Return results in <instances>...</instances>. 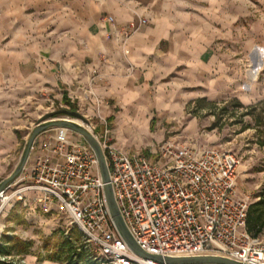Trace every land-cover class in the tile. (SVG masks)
<instances>
[{"label": "crops", "instance_id": "obj_1", "mask_svg": "<svg viewBox=\"0 0 264 264\" xmlns=\"http://www.w3.org/2000/svg\"><path fill=\"white\" fill-rule=\"evenodd\" d=\"M250 16L242 0H0V184L13 174L19 146L32 133L20 137L26 125L1 116L23 92L32 108L41 105L39 98L61 105L65 94L83 103L81 89L90 88L107 104L113 143L131 152L148 145L154 159L162 144L154 141L165 139L154 132L155 123L170 124L172 113L221 99L245 106L263 101L264 85L257 82L263 56L252 59L250 73L240 59L219 51L218 41L235 42ZM139 18L149 23L124 41L122 29ZM95 71L106 81L93 83ZM58 132L52 128L36 139L23 174Z\"/></svg>", "mask_w": 264, "mask_h": 264}, {"label": "built area", "instance_id": "obj_2", "mask_svg": "<svg viewBox=\"0 0 264 264\" xmlns=\"http://www.w3.org/2000/svg\"><path fill=\"white\" fill-rule=\"evenodd\" d=\"M148 23L139 18L126 25L124 41ZM94 74L93 83L106 81ZM81 91L84 102L94 98L98 106L102 104L90 88ZM57 130L22 181L0 191V215L14 200L28 207L27 195L33 194L29 207L34 204L47 214L66 213L101 264H168L166 259L204 257L264 264V240L247 228L252 199L238 192L237 155L170 140L159 147L154 159L116 146L107 124L98 135L88 130L104 152L108 185L129 234L145 253L161 257V263L139 257L122 238L108 207L107 184L93 147L79 134L81 140H74L68 129ZM0 259L26 263L22 257Z\"/></svg>", "mask_w": 264, "mask_h": 264}, {"label": "rangeland", "instance_id": "obj_3", "mask_svg": "<svg viewBox=\"0 0 264 264\" xmlns=\"http://www.w3.org/2000/svg\"><path fill=\"white\" fill-rule=\"evenodd\" d=\"M242 9L251 13V22L246 21L242 24L241 30L235 33V42L233 40L218 41L219 51L230 58L240 59L243 71L248 68L247 70L251 73L254 68L252 59L256 55L259 58L263 56L264 59V0H242ZM257 82L264 85V71L257 77ZM69 99L76 109L63 103L52 105V102H45L42 98H39L41 105L29 108V102H25L26 96L23 92V96L12 101L13 108H19L23 103V110L16 113L11 112L10 108L12 107L9 108L8 103L3 108L1 116L3 119L10 117L16 120V123L18 121L19 126L26 125L20 127V137L29 132L33 133L34 129L48 114L62 110L80 113L90 122V125L63 114H56L53 119L72 120L87 130L93 129L97 135L104 131L106 124L112 131L113 125H110L105 114L106 103L102 102L98 106L89 102L79 103L75 98ZM234 101L237 100L221 99L212 105L208 103L195 104L187 107L184 112L172 113L173 115L169 117L172 118L171 121L173 122L170 124H165L163 127L155 123L154 132L162 133L165 135V139L161 142L154 141V146L174 140L178 144L193 145L199 148H218L237 155L240 160L238 192L241 195L250 196L252 205H255L264 200V115L260 126H257L256 117L262 108L260 107L254 114L250 115V110L237 107ZM225 107L226 111L224 112ZM29 113L31 114L30 117ZM158 117V119H162L167 115L158 114ZM21 120H25L26 124L22 123ZM29 123L33 124L30 128L32 131H29ZM115 141L113 142L115 143ZM27 142L25 145L19 146L16 167L12 168L11 174L19 165ZM121 148L127 150L124 147ZM148 148V145L142 144L138 149L147 155L149 153ZM24 177L25 174L22 172L15 181L20 183ZM28 211L29 214H27ZM66 232L68 235H65ZM5 238H14L29 243V258L20 256L25 259V264H44L46 262L61 264L50 261L49 257L60 251L62 241L67 238L73 241L77 248L84 245L88 258L96 254L94 247L86 243L78 230L71 224L66 213L55 210L51 214H47L34 204L28 208L24 203L15 200L6 206L0 215V241ZM260 238L264 240V232Z\"/></svg>", "mask_w": 264, "mask_h": 264}, {"label": "water", "instance_id": "obj_4", "mask_svg": "<svg viewBox=\"0 0 264 264\" xmlns=\"http://www.w3.org/2000/svg\"><path fill=\"white\" fill-rule=\"evenodd\" d=\"M56 114L69 115L81 120L86 125H90V122L83 115L77 112L62 110L57 113H51L45 116L31 134L30 139L27 142V147L25 149L24 155L22 156V159L19 165L17 166L16 170L8 179H6L3 183L0 184V191H2L5 187L10 185L11 183H13L21 175V173L23 172V170L25 169L28 163L31 150L36 139L42 133L52 128H66L68 130H71L79 134L81 137H83L93 147V149L95 150L98 156L102 177L104 179V182L107 184V186L105 187V194L108 202V207L111 212V216L114 220V223L118 231L120 232L122 238L124 239V241L128 244L132 252L138 255L139 257L163 263L164 260L161 257L149 255L145 253L143 250H141V248L135 243V241L129 234L123 222V219L120 216L119 210L115 204L112 187L108 185L109 182L108 164L99 142L95 139L92 133H90L87 129H85L83 126L79 125L78 123L67 119H61V120L53 119V117ZM166 263L168 264H191V263L238 264L232 261H228L222 258H215V257H204V258H194V259H166Z\"/></svg>", "mask_w": 264, "mask_h": 264}, {"label": "trees", "instance_id": "obj_5", "mask_svg": "<svg viewBox=\"0 0 264 264\" xmlns=\"http://www.w3.org/2000/svg\"><path fill=\"white\" fill-rule=\"evenodd\" d=\"M63 104L70 106L73 109L76 107L71 103L68 94L63 97ZM201 103V102H200ZM237 107L245 108L250 110V115L254 114L256 110L261 109V112L256 117L257 126H260L262 116L264 115V100L248 107H244L239 101H234ZM212 105V104H211ZM223 111H226L223 109ZM248 232L254 237H260L264 232V200L251 205L247 221ZM84 245L77 248L76 244L69 238L64 239L60 245V251H57L54 256L49 257L50 261L59 262L61 264H101V260L97 254L92 255L88 258L85 253ZM29 254V243L20 241L18 239H2L0 241V257H24ZM64 258V259H63ZM0 264H13L6 261H1Z\"/></svg>", "mask_w": 264, "mask_h": 264}]
</instances>
